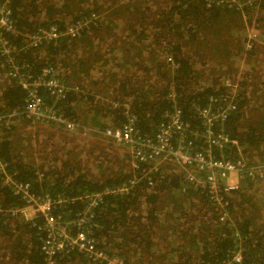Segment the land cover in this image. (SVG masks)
Listing matches in <instances>:
<instances>
[{"label": "trees", "instance_id": "1", "mask_svg": "<svg viewBox=\"0 0 264 264\" xmlns=\"http://www.w3.org/2000/svg\"><path fill=\"white\" fill-rule=\"evenodd\" d=\"M10 8L21 34L56 26L60 36L40 47L24 50L21 34L9 38L21 49L18 59L26 72L36 77L44 66L58 68L71 89L56 101L43 91L41 94L46 103L54 102L63 117L92 130L119 127L134 115L139 133L153 135L165 112L176 107L183 121L201 132L196 108L206 105L211 97L221 101L226 92L219 84L220 75H214L221 66H214L204 76L205 70L194 63L191 43L217 42L211 49L216 51L219 62L233 55L249 57L262 49L260 43L264 42V34L260 33H264V27H258L260 36L253 39L235 37L243 29L239 23L241 13L226 6L207 7L203 0H11ZM259 13L257 19L264 23V2ZM71 27L79 28L74 35H65ZM185 33L190 34V39L185 38ZM224 66L231 68L229 64ZM91 71L105 77L95 91L92 87L98 83L92 79L88 85L87 81ZM251 86L253 91L262 92L261 100L250 101ZM237 88L235 109L222 125L216 123L214 127L215 133L223 132L236 144L226 149L212 145V153L234 160L241 155L245 160L259 162L264 160V75L243 79ZM25 98L18 83L3 81L0 114L23 107ZM20 120L27 121H17ZM17 121L0 127V164H4L3 170L11 176L12 183L28 185L33 200L48 199L50 204L45 212L37 210L29 219L11 214L10 210L28 202L14 193L13 184L3 182L0 169V239L5 241V254L14 264L44 263L42 244L51 240L52 229H58L46 217L65 224L72 236L79 230L89 231L99 249L118 255L126 264H220L237 249L243 254L241 264H264V186H253L249 178L241 175L236 177L244 185L231 193L233 197L226 196L231 217L221 223L207 193L190 189L182 174L159 168L152 174L153 187H148L146 179L138 178L128 191L114 193L106 189L121 186L135 173L129 170L113 176L109 171L97 177L85 171L78 159L69 162L56 157L49 165L36 162L32 151L27 157L23 154L24 149H31V142L11 137ZM98 192L104 194L91 209V225L79 229L75 223L77 213L88 205L84 195ZM195 207L210 217V221L198 220L196 230L192 229L194 224L186 227L179 223L176 216L185 212L188 215ZM188 218L191 220L192 215ZM164 220L172 225L171 231H180L183 239L173 238V244L167 243L163 249L154 238L158 233L155 230L164 228ZM137 251H142L139 260L133 259ZM55 264L94 263L71 250L57 253Z\"/></svg>", "mask_w": 264, "mask_h": 264}, {"label": "built area", "instance_id": "2", "mask_svg": "<svg viewBox=\"0 0 264 264\" xmlns=\"http://www.w3.org/2000/svg\"><path fill=\"white\" fill-rule=\"evenodd\" d=\"M207 7L212 5L226 6L227 9L238 10L244 16V7L260 8L264 0H203ZM11 0H0V80L9 83L15 81L25 91V105L15 108L7 113L0 114V127L10 126L11 123L26 119L33 123H56L69 130H74L80 125L63 117L61 112L55 108L54 102L46 103L48 98L62 99L68 89H71L63 80L58 68L52 65L44 66L39 75H31L26 72L18 56L21 49L40 47L44 42L56 39L60 36L55 25L40 27L34 32L21 34L15 27ZM245 17V16H244ZM79 27H71L66 30V34L74 35ZM9 33V34H7ZM21 34L23 46L21 49L10 40V35ZM256 36L255 33L253 35ZM20 37V38H21ZM225 79L221 81V86L225 87V95L221 101L209 98L208 103L196 108V114L200 119L202 130L199 132L190 124L183 121L180 109L174 107L171 111L165 112L164 120L153 135H142L134 124V115L119 127L107 128L103 134L117 145H126L130 148V163L134 170V175L128 181L115 189L107 191L126 192L131 186L138 182V178H144L148 187H153L152 174L157 171V167L151 168L152 164L167 163L176 166L183 173V180L193 191L207 193L213 207L217 210V220L221 223L226 221L231 215L228 212L229 196L234 191L239 190L240 183L236 179L233 182L225 180V177L235 175L247 177L251 181H264V160L259 162H249L240 155L235 160L219 157L212 152V145L219 149L229 148L235 145L236 141L223 132L215 133L216 123L222 125L229 113L235 109L234 95L236 89L226 88ZM238 87V85H237ZM45 92V95L41 94ZM199 141V142H197ZM3 182L13 184V191L20 194L28 203L24 207L10 210L11 214H22L25 219L28 214L27 208L36 212H45L49 208V200L41 202L33 200L29 194L27 184L12 183L11 176L5 171L4 164H0ZM151 173V175H149ZM223 175L218 177V175ZM184 191V188H182ZM104 193L98 192L84 195L88 205L82 212L77 213L76 225L79 229L90 226L92 217L91 209L96 207L101 201ZM27 215V216H26ZM50 223H56L58 229H52L51 235L42 244L45 255L43 264H55V256L59 252H69L77 250L87 257L94 264H126L121 257L109 254L97 247V242L90 236V232L79 230L76 236H72L67 231V227L62 222H55L51 217H46ZM74 225V221L72 223ZM89 228V227H88ZM89 234V235H88ZM243 254L241 249L232 250L229 256L220 264H241Z\"/></svg>", "mask_w": 264, "mask_h": 264}, {"label": "rangeland", "instance_id": "3", "mask_svg": "<svg viewBox=\"0 0 264 264\" xmlns=\"http://www.w3.org/2000/svg\"><path fill=\"white\" fill-rule=\"evenodd\" d=\"M246 8H247V11H246ZM259 11H260V8L256 9V8H252L249 6L244 7L243 13L245 17L242 14L241 15L239 14V16H241L239 23L241 24V26H243V29L239 33L236 32L234 34L235 37L240 36L239 38L242 39L246 36L248 38L253 39L254 33L256 36L257 34L259 35L258 27L259 28L264 27V23H262L261 18L259 19V21L257 19V17L260 14ZM260 33L264 34L261 30H260ZM201 34L202 33H199V36H201ZM184 36L186 39H190V34L185 33ZM236 39L237 38H235V40ZM166 41H168V39L163 40L162 44H165ZM260 44H261L262 49L260 48L259 51L249 55V57L246 54L237 56L236 58H238L239 61L233 55L231 58H228V59L226 57L224 58V60L221 58V60L217 62L216 59L218 56L216 55V51L211 49V45L217 46V42H214V43L211 41L210 42H202V41L198 42L197 40H194L191 43V46L189 48L190 50H193L195 54L194 63L196 65V68L205 70L204 76L214 66L215 67L221 66V70L217 68L216 69L217 74H214L217 76L220 75L219 84H221V81L225 79V83H227L226 88L233 87L236 89V92H237L238 91L237 85L240 81H243V79L248 80L252 75H255L256 77H260L264 75V42L261 41ZM246 45L250 46L251 44L246 43ZM199 56L201 57V60L199 59ZM226 64H229L231 68L225 67L224 65ZM103 76L104 75L102 73H99L97 71H91L89 73V76L87 78L88 85L90 84L89 81H91L92 79L93 81H96L99 85L97 87H92L93 91L101 88L102 84L104 83L103 81L105 79V77ZM195 81H199V79L196 78ZM207 81L208 82L211 81V76L207 78ZM253 88L254 87L251 86L248 91L249 92L248 97L252 103L257 101V99L261 100V94H262V92L257 91V89L253 91ZM98 98H101L103 101L102 97L96 96V99ZM258 105H261V104H258ZM26 122H29V123H26ZM26 122L23 123L22 120L17 121L15 123L16 126L15 125L13 126L15 129L11 133V137L19 139L20 141L24 140V141L31 142L32 144L31 149L30 147H28L27 149H24L23 154L26 156L29 151H32L36 162L46 163L49 165V164H53L54 159L56 157H58L60 161L61 159H67L69 162L70 160L78 159L81 161L82 168L85 171L89 170L90 173H92L94 176H97V177L101 175H105L109 171L111 173L112 172L114 173L113 176H117L123 173H129L128 172L129 170L131 171L130 173L134 174V170L131 166L130 158H129L130 156L129 146L117 145L111 139L106 137L103 134V131L109 127L105 128L104 130H100L99 128L92 130L88 128L86 124L77 123L80 125L79 127H77L74 130H69L66 127H63L56 123H44V122L33 123L31 121H26ZM2 133L3 132L0 131V135ZM252 158L255 159L256 157L254 156ZM247 161H249V159ZM253 161L256 162L258 160L252 159L249 162H253ZM153 167H157L158 168L157 171H159V168H162L163 170L165 169L166 172L168 173L173 172L176 175L182 174V178H183V173L181 172V170L178 169L174 165L167 164V163H160L158 165L152 164L151 168ZM222 176L223 175L221 174L218 175V177H222ZM226 179L229 182H233L234 179L236 180L237 178L235 175H233L231 177H227V178L225 177V180ZM250 184H252L253 186H264V181H256V182L251 181ZM243 185H244V182L240 183L241 187ZM229 197H233V194H230ZM198 200L199 199L196 198L197 202ZM210 204H211V201H210ZM26 209L27 211L25 212L28 214V217H31L33 215V211L27 207ZM197 210L198 209L195 207L192 213L188 214V215H192L191 220L188 218V215L185 214L186 212L184 214H179V213L176 214V216L179 219V223H182L186 227L194 224L192 229H195L198 224L197 223L198 220L209 219L210 221V217L207 212H204L203 214L202 212L204 210L201 212H198ZM217 210L215 209V207H213V213H215L216 215H217ZM209 212L211 213V209L209 210ZM165 221L166 220H164L163 223L161 224L164 227L163 229L160 230L158 228L155 230V233L157 232L158 233L154 239L159 248L165 247L167 243L172 245L173 238L176 239L178 237V239L180 240L183 239V237H181L180 235V231L179 232L176 231L177 233L174 231H171L173 230L171 229L172 225L170 224L169 226V223ZM185 239L189 240V236L186 235ZM5 245H6L5 241L0 239V264H13V260H10L8 255L5 254V251H6ZM163 251H167V250H163ZM141 252L142 251H137L133 259L139 260L138 257L142 254ZM19 264H23V262Z\"/></svg>", "mask_w": 264, "mask_h": 264}, {"label": "crops", "instance_id": "4", "mask_svg": "<svg viewBox=\"0 0 264 264\" xmlns=\"http://www.w3.org/2000/svg\"><path fill=\"white\" fill-rule=\"evenodd\" d=\"M9 257V256H8ZM13 264H14V261H13Z\"/></svg>", "mask_w": 264, "mask_h": 264}]
</instances>
